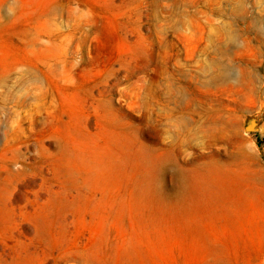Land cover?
Here are the masks:
<instances>
[{
    "label": "rangeland",
    "instance_id": "374dc122",
    "mask_svg": "<svg viewBox=\"0 0 264 264\" xmlns=\"http://www.w3.org/2000/svg\"><path fill=\"white\" fill-rule=\"evenodd\" d=\"M0 264H264V0H0Z\"/></svg>",
    "mask_w": 264,
    "mask_h": 264
}]
</instances>
